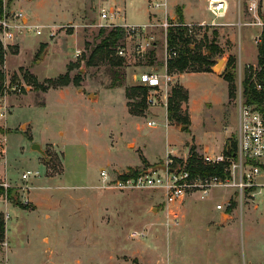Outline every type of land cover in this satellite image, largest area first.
<instances>
[{
    "label": "rangeland",
    "instance_id": "obj_1",
    "mask_svg": "<svg viewBox=\"0 0 264 264\" xmlns=\"http://www.w3.org/2000/svg\"><path fill=\"white\" fill-rule=\"evenodd\" d=\"M170 1V23L179 22L182 11L193 45H204L203 55L217 41L221 52L216 60L225 62L216 74L235 58L233 99L228 97L227 82L214 74L192 73L182 79L196 107L192 133L189 100L181 104L188 130L181 131L168 120L172 89L183 86L176 76L162 88L148 90L142 115L132 114L128 106L139 101L126 97L128 90L139 86L134 77L163 74L166 68L163 28L151 27L141 37L125 31L116 49V56L125 60L121 67L87 65L103 39L100 31L118 28L102 26L108 23L101 22V10L119 12L127 25L161 23L153 19L146 0H2L0 20L11 19L18 28L15 40L3 45L6 93L0 99V135L5 138L6 163L0 165V184H9L16 193L8 205L0 201L7 221L0 264H264V195L256 203L246 201L243 208L234 204L232 218H220L216 209L231 190L212 189L204 200L190 195L175 222L158 192L103 188L102 169L111 174L142 173L164 165L165 160H159L165 159L171 144L184 158L190 149L198 150L191 143L193 137L213 143L231 136L237 129L240 80L254 73L253 65L259 71L254 38L261 29L248 25L255 21L248 0H228V13L218 20L208 12L207 0ZM259 1L262 16L264 0ZM17 14L22 17L15 18ZM120 17L114 22L123 24ZM144 41L150 46L144 48ZM122 50L123 56L118 54ZM70 64L75 66L71 78H82L79 85L44 93L25 77L44 84L65 75ZM248 64L251 69H246ZM116 79L119 86L113 87ZM148 121L156 122V127H148ZM36 144L43 154L33 150ZM142 154L159 162L148 164ZM28 171L39 176L24 180ZM31 194L41 196L45 206L37 210L34 202L25 201Z\"/></svg>",
    "mask_w": 264,
    "mask_h": 264
},
{
    "label": "built area",
    "instance_id": "obj_2",
    "mask_svg": "<svg viewBox=\"0 0 264 264\" xmlns=\"http://www.w3.org/2000/svg\"><path fill=\"white\" fill-rule=\"evenodd\" d=\"M150 9L154 13L153 19L161 20L157 25L145 24L140 26L125 24V17H120L119 12L102 9L100 12L101 22L104 27H123L130 37H141L148 35V29L151 27H161L166 32V43L168 30L177 26H186L179 22L170 23L173 16L170 11V0H147ZM207 10L215 18V20L223 19L228 13L229 3L227 0H207ZM260 1L248 0V11L252 14L255 21L251 26L259 27L261 32L254 38L256 46L260 47L264 42V14L259 15ZM117 16L123 24H117ZM22 17L17 14L15 18ZM11 19L4 18L0 20V42L2 45H9L15 40L14 30L18 28L17 24L10 22ZM246 25V24H245ZM244 26L239 24V27ZM20 27V26H19ZM187 27V26H186ZM32 28V27H31ZM37 35L41 32L37 27L33 28ZM190 31V30H189ZM147 38V37H146ZM153 40L152 38H150ZM145 40V39H144ZM143 47L150 46L151 42L144 41ZM82 52L77 51L76 56H80ZM123 56V50L118 53ZM176 52H168L166 49V69L167 61L176 57ZM249 64L246 69H251ZM253 72H249L253 76V81L256 84V89L261 91L262 85L256 80L257 66L253 65ZM242 71V69H241ZM242 77V74H241ZM240 77V79H241ZM137 85L148 89H160L164 84L172 81L171 75L167 71L163 74L144 72L134 77ZM243 82L240 80V90L237 95L236 102L238 103V119L237 129L228 136L227 142L220 153L202 154L203 164L207 167L220 168L221 175L216 176H193L188 169V152L184 158L174 154V150L169 151V156L165 160L164 170L144 171L137 176L133 172L115 174L109 173L106 169L100 171V177L103 181V188L117 190H138V191H153L158 192L162 196V203L165 205L169 216L173 217V221L178 222L180 219V210L185 205L190 195L198 194L201 200L207 199L210 196L212 189L231 190V193L224 199L223 203L217 204L216 209L221 213H227L234 204H238L243 208L247 202L256 203L258 197L264 195V104L262 107L247 104L244 99ZM157 123L148 121L147 126L150 128L156 127ZM233 142L234 147L228 143ZM5 138L0 135V165L6 163V148ZM228 146L231 147V153L227 152ZM178 170V171H177ZM30 175L39 176L38 172H26L22 178L28 180ZM4 188L5 193L0 194V201H4L8 205V190L9 184H0ZM25 201H28L25 199ZM9 214L6 215V219Z\"/></svg>",
    "mask_w": 264,
    "mask_h": 264
},
{
    "label": "trees",
    "instance_id": "obj_3",
    "mask_svg": "<svg viewBox=\"0 0 264 264\" xmlns=\"http://www.w3.org/2000/svg\"><path fill=\"white\" fill-rule=\"evenodd\" d=\"M2 9V0H0V10ZM179 24L184 25V17L182 11H178ZM100 36L103 37L101 43L91 52L87 60L88 66L97 65L100 62L109 63L111 67H121L125 60L116 56V49L119 47V43L124 40L126 33L122 28H114L107 32L102 29ZM217 35L216 33H214ZM193 45L192 39L189 36V29L186 26H177L170 28L167 34V49L168 52H176L177 56L167 61V73L169 75H183L185 73H203L213 72L212 67L216 65V57L220 54L221 50L217 45V41L211 42L207 48V54L201 53L202 47ZM258 65L261 68L260 72L256 75V80L262 85L263 89L258 91L256 84L253 81L252 74H248L243 81V95L247 104L256 105L259 108L264 104V42L258 48ZM6 52L0 42V99H2L6 93V75L4 72V65L6 61ZM75 66L69 65L68 71L65 75L56 79H50L44 84H39L32 77L26 75L25 77L34 86L37 91L47 92L50 89H58L62 87H68L71 83L79 85L81 83V76H77L74 79L71 78L70 73L74 70ZM236 65L235 58H229L224 72L221 77L228 83V95L229 99L236 97ZM117 76V72H115ZM116 79L113 82V87L119 86V81ZM148 88L137 86L131 88L126 92V97L129 100L139 98V101L133 104L129 103L130 112L134 115L140 116L146 109L145 98L148 92ZM189 91L183 86L177 85L172 89L171 95L168 100V120L175 122L179 126H188L189 119L181 114V104L188 102ZM186 130H188L186 128ZM230 143V142H228ZM234 147V143H230ZM145 162V161H144ZM188 169L193 176H216L221 175L220 168L207 167L203 164L201 155L197 153L195 148L190 149V156L188 159ZM132 172V171H131ZM134 175H138L136 171ZM14 190H8L9 198H12ZM4 188L0 187V194H4ZM232 209L228 211L230 214ZM6 236V222L5 216L0 213V244L5 240Z\"/></svg>",
    "mask_w": 264,
    "mask_h": 264
},
{
    "label": "crops",
    "instance_id": "obj_4",
    "mask_svg": "<svg viewBox=\"0 0 264 264\" xmlns=\"http://www.w3.org/2000/svg\"><path fill=\"white\" fill-rule=\"evenodd\" d=\"M147 1V0H146ZM227 2H228V0H227ZM185 12H187L186 11V9L184 10ZM185 12H184V15H185V18H186V22H188L189 21V16H186L187 14H185ZM125 22H126V18H125ZM225 25H227V24H225ZM229 25V24H228ZM134 26H139V25H137V24H135ZM165 68V67H164ZM167 71V69L165 68L164 70H163V73H165ZM203 73H206V74H214V75H216V76H218V77H220V78H222L221 77V75H218V74H216L215 72H203ZM202 73V74H203ZM187 74H192V73H185V74H183V75H174L173 74V76H176L177 78H179L180 79V83L184 86V88H186L188 91H189V102H188V104H186V106H188V111H189V115H190V118H191V122H192V125L189 127V130L191 131L190 133H192V130H191V128H192V126H193V119H192V114H193V112L195 111V109H196V107H195V102L192 100V97H191V92H190V90H189V88L187 87V86H185L183 83H182V79L187 75ZM171 77H172V75H171ZM172 79H173V77H172ZM228 84V83H227ZM229 97V96H228ZM128 116H130V115H128L127 114V118H128ZM166 120H167V117H166ZM167 123H168V120H167ZM167 129H169V126L167 127ZM170 130V129H169ZM179 130H181V126L179 127ZM182 131V130H181ZM225 132H228V130H225ZM168 136H169V132H168ZM227 138H228V135L226 134L225 136H223L222 137V139L221 140H219V139H217V138H215V141L213 142V143H209V142H207V143H203V142H197L195 139H194V137H193V139L191 140V143L193 142H195V145H197V147H198V152L202 155V154H206V153H208V154H213V153H220L222 150H223V148H224V146H225V143L227 142ZM188 142V141H187ZM184 144V143H183ZM172 147V144L170 145V148H169V150H167V153H166V157H165V159H160L159 161H161V160H166L167 159V157L169 156V151L171 150V149H173V148H171ZM174 150V154H176V150L175 149H173ZM142 153H143V151H142ZM176 155H178L179 156V154H176ZM142 156L146 159V161H147V163L148 164H157L159 161H150V160H148V158L147 157H145L143 154H142ZM137 165H141V161L137 164ZM36 189V188H35ZM32 198H31V200H29V198H28V195H27V200H28V202H34L35 203V205H37V210H39V209H41V207H43V206H45L42 202L44 201L43 199L41 200L40 198H41V196H38V195H30ZM218 204V203H217ZM221 213V212H220ZM5 214V213H4ZM225 215H228L227 217H229V218H232L231 217V215L230 214H226V213H221L220 214V218H224L225 217ZM46 218H50L48 215L46 216ZM7 222V221H6Z\"/></svg>",
    "mask_w": 264,
    "mask_h": 264
},
{
    "label": "water",
    "instance_id": "obj_5",
    "mask_svg": "<svg viewBox=\"0 0 264 264\" xmlns=\"http://www.w3.org/2000/svg\"><path fill=\"white\" fill-rule=\"evenodd\" d=\"M29 1H32V0H29ZM224 62H225V60L223 59V58H219V59H217L216 60V66H214V67H212V71L213 72H220V70H221V68H222V66H223V64H224ZM89 97L92 99V100H95L97 97L96 96H94V95H89ZM186 126H181V130L182 131H185L186 130ZM33 150H35V151H38V152H40V153H44L43 151H42V149H41V147H40V145H34L33 146ZM227 152L228 153H231V147L230 146H228V148H227ZM165 169V166L164 165H158V166H156V167H154V168H152L151 170L152 171H157V170H164ZM178 171V170H177ZM15 193L16 192H14L13 193V195H12V197H14L15 196ZM228 215H225V217H227Z\"/></svg>",
    "mask_w": 264,
    "mask_h": 264
}]
</instances>
